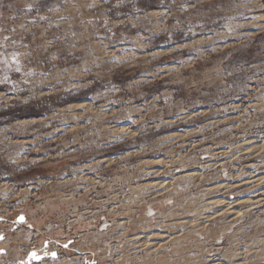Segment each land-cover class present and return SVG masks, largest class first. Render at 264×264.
<instances>
[{
	"label": "rangeland",
	"instance_id": "rangeland-1",
	"mask_svg": "<svg viewBox=\"0 0 264 264\" xmlns=\"http://www.w3.org/2000/svg\"><path fill=\"white\" fill-rule=\"evenodd\" d=\"M147 223L162 263L264 264V0H0V264Z\"/></svg>",
	"mask_w": 264,
	"mask_h": 264
},
{
	"label": "bare ground",
	"instance_id": "bare-ground-1",
	"mask_svg": "<svg viewBox=\"0 0 264 264\" xmlns=\"http://www.w3.org/2000/svg\"><path fill=\"white\" fill-rule=\"evenodd\" d=\"M62 202H65V201H62ZM68 206H70V204H68ZM175 206H176V204H175ZM166 207L168 208L169 206H166ZM47 209H50L47 211L49 213V212L55 210L56 206L53 204L51 208H47ZM154 210H155L154 208H150V212L154 213ZM109 217L110 218H108V221L104 220L105 223L100 224V227L102 226V228L97 226V228L95 229V226H93V224L91 222H89L90 226L92 225L91 227H93V228L91 230H89L88 232L97 230L99 232V234H102V235H103V233L106 234V233L112 232V229L115 227V220L112 218V216H109ZM164 217H167V216H164ZM96 218H98V217H96ZM111 218H112V220H111ZM150 218L152 220L147 219V221L153 222L154 220H157L158 218L163 219V216L161 214H159V216H158V214H156L155 216L150 215ZM92 219H95V218H92ZM164 219L167 220V218H164ZM145 225L143 227H141L143 232L139 233L140 236H136L135 238H132L131 240H128V239L126 240V237L128 235L126 236L124 234L122 236L121 235H115V237L108 238L107 239L108 243L105 242V243H107V247H105V251H104L105 256H104V258L99 259L100 263L103 262L102 264H108V262L105 263L104 259H107L108 254H110L109 255V258H110L109 263L110 264H167V263L160 262V253L162 251H165L166 248L160 242H150V240L154 241V240H156L155 238H158L159 236L155 237V236H157V234H154L153 233L154 231L149 232L150 231L149 230L150 223H147ZM173 225L174 224H170L168 226H173ZM186 225H188L187 222L183 223L182 227H185ZM157 226H161V225H157ZM146 227H147V229H146ZM120 237L123 238L124 241H123V239H121L120 242H117L116 239H118ZM165 238H167V236ZM137 240H139L138 241L139 245L134 246V245L138 244L137 242H134ZM129 241L133 243V245L130 244L131 245L130 247L132 250L129 249V247H128L127 242H129ZM67 243L68 242H65V244H67ZM146 246H150V247H146ZM40 252L41 251H39V252L36 251L34 253H36L38 255ZM29 253L30 252H28V254ZM218 253H219L218 249H216L215 251H212V254H213L212 258H216ZM91 254L96 255L95 253H92V252H91ZM39 255L42 256V253ZM59 258H60V256L57 255L55 258L53 257V259L50 260L49 262L46 263V261H47L46 260L44 263L43 262L42 263L43 264H50V263L54 264V263H57L60 261ZM24 260H27V262H29L28 264H35V263L31 262L30 259H27V257H25ZM210 261L213 262L212 259H210ZM210 261L207 260V263L209 264ZM168 264H171V263H168ZM173 264H180V263H173ZM191 264H197V263L193 262ZM217 264H219V263H217Z\"/></svg>",
	"mask_w": 264,
	"mask_h": 264
},
{
	"label": "built area",
	"instance_id": "built-area-1",
	"mask_svg": "<svg viewBox=\"0 0 264 264\" xmlns=\"http://www.w3.org/2000/svg\"><path fill=\"white\" fill-rule=\"evenodd\" d=\"M156 215V212L154 211V213L152 214V216H155ZM107 218V219H106ZM94 220V219H93ZM104 220H106V221H108V217L107 216H100V218L98 219V218H96L93 222V224H96V222H98L96 225L97 226H99L100 227V224H102V223H105V221ZM97 228V227H96ZM100 228H102V226L100 227ZM120 241H121V238H118ZM117 239V240H118ZM120 241H117V242H120ZM91 254V253H90ZM109 255L110 254H108V260L107 259H104V261H105V263L106 262H108V264H110L109 262ZM57 256V255H56ZM59 256H62L60 253H59ZM98 256V255H97ZM105 256V255H104ZM104 258V257H103ZM100 258L99 257H96L95 255H88V256H86V258H83V261L84 262H80V264H89V263H86L88 260H91L92 261V263L91 264H100V260H99ZM102 259V258H101ZM101 263H103V262H101Z\"/></svg>",
	"mask_w": 264,
	"mask_h": 264
},
{
	"label": "snow or ice",
	"instance_id": "snow-or-ice-1",
	"mask_svg": "<svg viewBox=\"0 0 264 264\" xmlns=\"http://www.w3.org/2000/svg\"><path fill=\"white\" fill-rule=\"evenodd\" d=\"M21 219H23V218H21ZM53 255H55V254L53 253ZM32 256H33V258H34V259H39V257H38V256H36V254H35V253H33V254H32Z\"/></svg>",
	"mask_w": 264,
	"mask_h": 264
},
{
	"label": "water",
	"instance_id": "water-1",
	"mask_svg": "<svg viewBox=\"0 0 264 264\" xmlns=\"http://www.w3.org/2000/svg\"><path fill=\"white\" fill-rule=\"evenodd\" d=\"M53 257H56V255H53Z\"/></svg>",
	"mask_w": 264,
	"mask_h": 264
}]
</instances>
